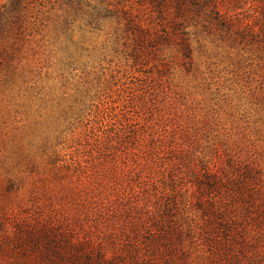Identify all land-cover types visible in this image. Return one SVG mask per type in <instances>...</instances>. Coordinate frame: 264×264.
Returning a JSON list of instances; mask_svg holds the SVG:
<instances>
[{"label":"rangeland","instance_id":"374dc122","mask_svg":"<svg viewBox=\"0 0 264 264\" xmlns=\"http://www.w3.org/2000/svg\"><path fill=\"white\" fill-rule=\"evenodd\" d=\"M12 1L0 0V13ZM101 1L118 9L22 0L0 21V236L45 216L103 232L106 204L127 208L162 189L168 162L151 143L182 150L174 158L189 166L252 161L264 188V49L191 25L185 57L145 10L138 17L157 34L135 50L119 16L91 20ZM254 7L238 10L244 23ZM8 252L0 264L16 257Z\"/></svg>","mask_w":264,"mask_h":264},{"label":"trees","instance_id":"16d2710c","mask_svg":"<svg viewBox=\"0 0 264 264\" xmlns=\"http://www.w3.org/2000/svg\"><path fill=\"white\" fill-rule=\"evenodd\" d=\"M247 1L133 0L139 10L117 0L114 11L101 1L90 18L99 26L101 20L119 16L135 50L157 34L138 17L145 10L161 38L179 40L185 57L191 52L186 31L191 25H200L208 35L264 49V0H250L257 7L248 16L252 22L244 23L238 10ZM21 3L13 0L11 8L0 13V21L16 13ZM160 146L155 152L149 144L152 154L168 162L167 176L159 181L162 189L127 208L106 204L103 232L93 233L96 222L91 232L81 234L62 219L45 216L40 222L36 217L24 233L18 228L20 236L2 233L0 252L16 256L10 264H193V255L204 264H264V188L256 165L231 159L189 166L174 158L173 152L180 155L182 150ZM14 186L8 179L6 191Z\"/></svg>","mask_w":264,"mask_h":264}]
</instances>
